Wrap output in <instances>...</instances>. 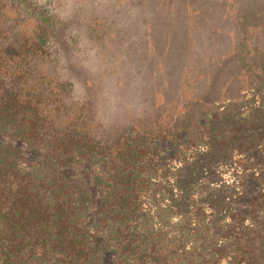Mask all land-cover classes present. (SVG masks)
Instances as JSON below:
<instances>
[{
	"label": "trees",
	"instance_id": "16d2710c",
	"mask_svg": "<svg viewBox=\"0 0 264 264\" xmlns=\"http://www.w3.org/2000/svg\"><path fill=\"white\" fill-rule=\"evenodd\" d=\"M56 1L0 0V264H264V48L246 43L264 12L236 14V96L201 81L173 121L145 122L130 84L149 74L154 94L206 61L190 0ZM121 4L141 13L127 28L95 16ZM96 42L106 84L81 92L66 64Z\"/></svg>",
	"mask_w": 264,
	"mask_h": 264
},
{
	"label": "rangeland",
	"instance_id": "374dc122",
	"mask_svg": "<svg viewBox=\"0 0 264 264\" xmlns=\"http://www.w3.org/2000/svg\"><path fill=\"white\" fill-rule=\"evenodd\" d=\"M129 1L130 0H121L123 5L124 2ZM118 2V0H86L87 4H98L100 10H110L113 6H116ZM190 2L191 9L188 18H190L192 22V34L195 38V46L193 48L194 56L197 59L196 56L200 58L203 55L202 58H205L206 61H198V63L195 61L190 67L182 69L178 73L177 78L175 76L176 82H174V84L172 83L173 85L171 84V87H167V85H165L167 88L159 87L160 89L154 91V94H151V83L149 80L147 81L149 74H146L141 83L138 82L134 85L130 84L133 92L132 94L129 93V96L134 102L138 114L140 113L139 117L145 122H150L151 120L156 119H160L161 122L173 121L186 107L188 100L194 99L192 96L195 95L196 92H199L198 84L201 81H205L211 89H214V91L216 89L218 90L220 93L219 102L221 103L222 101L225 102L223 96L226 90L229 89L230 94H232L233 97L236 96L233 89L236 90L240 86L239 82L244 80V77H238L235 74H231L229 70L230 61L234 54L233 50H235V47L239 46L242 40L237 35L239 22L236 14L238 13L239 15L252 8L258 10L260 8V10L264 12V0H190ZM86 3L80 0H58L54 2L61 11L63 10L62 13L65 16H69L72 13L75 14V9L85 7ZM63 4H65V6H63ZM122 4L119 6L118 13L114 15L96 13L95 16L100 18L105 24L113 19L112 17H115L118 20H121L124 25L119 28H127L126 26H129L133 21H136L141 17V13L139 7L135 9L133 7H128V9H130L129 11L128 9L127 11L124 8L121 9L123 6ZM89 9H91L90 6L87 7V10ZM173 9L174 7L170 8L168 6L167 9L164 10L163 8H160V6H157L154 10H150L152 13L149 14L148 17L154 15V18L158 19L167 14V12H172ZM135 12L136 14H134ZM130 13L131 15H129ZM82 15H85V13H82ZM99 21H93L89 27L96 28L98 31L101 30L100 24L96 25ZM254 22L248 25L249 30L246 39L249 38L250 41L246 42L248 45L247 48L255 49L254 47H256V49H262L264 48V16L260 18V20ZM113 32L114 31H111V33ZM170 32L171 30L168 29L165 34ZM122 35L123 31L120 36ZM256 41L257 43H255ZM97 44L85 47L89 48L90 53L93 55L96 53L93 59H86L87 56L81 53L76 57L70 56L69 61L66 64V66L79 78V88L81 92L83 84L90 86V84L92 85L95 83L97 85L101 84V87H104L106 84L105 74H102L103 71L100 70V67L107 65L105 59L109 55L103 59L101 54L104 51L110 50L109 48L112 49V47ZM127 44H129V40L124 43L122 47L125 48ZM122 50L126 51V49ZM247 82L246 79L245 83L247 84ZM200 87L203 88V86ZM143 97L148 98V102L145 104L143 103ZM150 98L151 102L153 101L152 106L149 101Z\"/></svg>",
	"mask_w": 264,
	"mask_h": 264
}]
</instances>
